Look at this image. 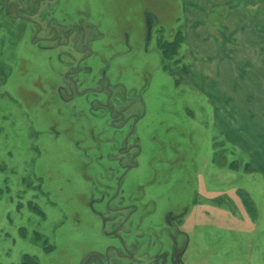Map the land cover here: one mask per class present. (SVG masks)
<instances>
[{
	"label": "rangeland",
	"instance_id": "obj_1",
	"mask_svg": "<svg viewBox=\"0 0 264 264\" xmlns=\"http://www.w3.org/2000/svg\"><path fill=\"white\" fill-rule=\"evenodd\" d=\"M66 1L109 19L101 27L112 28L122 79L144 81L139 129L147 165L127 177L146 181L139 191L131 185L147 209L140 229L170 209L180 264H264V100L237 106L236 73L228 69L221 79L202 68H210L211 49L224 62L214 69L244 65L247 58L236 56L237 34L255 17V31L264 37V0ZM147 13L158 19L148 42L140 25ZM21 24L5 20L0 6V264H80L112 239L78 201L88 190L74 137L70 146L47 132L50 119L62 116L56 129L66 134L72 110L50 98L45 53ZM153 253L137 262L152 264Z\"/></svg>",
	"mask_w": 264,
	"mask_h": 264
},
{
	"label": "flooded vegetation",
	"instance_id": "obj_2",
	"mask_svg": "<svg viewBox=\"0 0 264 264\" xmlns=\"http://www.w3.org/2000/svg\"><path fill=\"white\" fill-rule=\"evenodd\" d=\"M0 6L5 20L13 25L18 23L16 26L25 22L29 27L28 41L40 49L38 52L45 53L48 62L50 98L72 110L73 125L65 130L66 134L56 129L62 116L50 119L47 132L67 145L72 144L69 137H74L75 151L84 159L82 178L88 190L85 196L77 194L78 201L99 222L103 235L112 239L102 251L87 253L80 264H140L137 260L147 257L150 250H154L152 264H180V232L173 210L160 212L157 222L148 229H140V224H146L142 220L148 215L147 209L143 193L133 195L131 185L139 191L146 181H135V177L128 182L127 177L132 170L147 165V160L144 163L142 159L144 147L139 129L146 115L144 81L137 86L127 85L122 79L120 67L117 69L114 61L118 52L114 49L112 28L101 27V21L108 18L93 15L88 6L70 8L66 0H0ZM146 16L140 18V25L147 30L152 17L148 13ZM152 16L157 23V15ZM152 34L153 26L151 39ZM125 37L127 52L131 49L128 32ZM107 51L110 53L106 56ZM88 168H93L91 174ZM37 178H41L42 184L37 181L36 185L40 184L38 187L48 195V189H42L43 178ZM100 204L102 209L96 207ZM109 212L112 214L107 215ZM149 228L157 229L147 234Z\"/></svg>",
	"mask_w": 264,
	"mask_h": 264
},
{
	"label": "crops",
	"instance_id": "obj_3",
	"mask_svg": "<svg viewBox=\"0 0 264 264\" xmlns=\"http://www.w3.org/2000/svg\"><path fill=\"white\" fill-rule=\"evenodd\" d=\"M249 19L250 21H247V23H245L244 21V23L247 24L250 28L244 27L243 28L244 30L242 32H238L237 34L238 36L237 41H242V43H240V47H238L237 49V52L239 54H236V56H239V58H247V61L242 60V63L244 65L237 63L238 66L234 67L231 64H229L225 67V70H223L224 67L223 68L217 67L216 69H214L213 67L214 62H216L217 64H219L218 62H220L221 64L224 62L217 60V58H221V51L216 50L214 52V49H211L212 53H210V57L212 61L209 63L210 68L204 65L202 67L204 70H206L205 74L210 75L214 73L215 75L219 73V75L221 74L220 75L221 79H224L222 77V74H224L228 69H229V72H232L233 74L236 73L235 77L237 78V82H236L237 84L236 105L237 106L238 105L244 106L249 101L258 102L257 99L264 100V92L262 94V91H261L262 88L264 89V82L261 81V79L263 80L261 73L264 72V69L261 68V64H262L261 57H264V37H262V35L259 34V32L255 31V25H259V19L255 20V17H251ZM260 23H261V20H260ZM261 43L263 44L261 45ZM206 54H209V51ZM263 61H264V58H263ZM250 74H253V75H250ZM245 110L246 108L244 109V111ZM240 116L244 117L243 114H241V112H240ZM249 117H252V115L247 113L246 119L248 120ZM237 134H238L237 135L238 139L239 137L243 136L241 133H237ZM244 140L245 139H242L243 142ZM242 141L240 140V142Z\"/></svg>",
	"mask_w": 264,
	"mask_h": 264
},
{
	"label": "water",
	"instance_id": "obj_4",
	"mask_svg": "<svg viewBox=\"0 0 264 264\" xmlns=\"http://www.w3.org/2000/svg\"><path fill=\"white\" fill-rule=\"evenodd\" d=\"M150 14V16L152 18H150V24L147 25V30H146V42H148L150 40V36H151V31H152V26L154 25V23L156 22V20L154 19V17L152 16L151 13H148Z\"/></svg>",
	"mask_w": 264,
	"mask_h": 264
},
{
	"label": "trees",
	"instance_id": "obj_5",
	"mask_svg": "<svg viewBox=\"0 0 264 264\" xmlns=\"http://www.w3.org/2000/svg\"><path fill=\"white\" fill-rule=\"evenodd\" d=\"M163 43V42H162ZM159 44H160V42H159Z\"/></svg>",
	"mask_w": 264,
	"mask_h": 264
}]
</instances>
